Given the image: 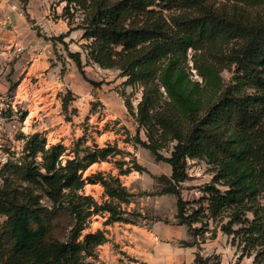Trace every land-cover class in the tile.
<instances>
[{
  "label": "trees",
  "instance_id": "16d2710c",
  "mask_svg": "<svg viewBox=\"0 0 264 264\" xmlns=\"http://www.w3.org/2000/svg\"><path fill=\"white\" fill-rule=\"evenodd\" d=\"M64 1L68 33L38 36L65 45L85 77L81 53L65 42L83 30L87 63L117 70L125 86L141 89L137 106L124 95L138 126L127 141L171 166L170 177L156 179L160 195L177 199V224L187 226L192 240L184 247L201 250L211 222L226 217L220 231L233 243L239 238L240 258L257 247L256 262L264 257V0ZM225 71L231 74L228 84ZM120 154L117 146L91 147L85 139L68 150L63 144L48 147L39 133L27 137L19 158L0 170V264H91L107 237L101 230L83 236L90 219L109 215V224L131 222L121 209L131 195L118 178L84 174L112 160L121 175L129 174L132 168L124 170ZM188 160L215 169L193 203L181 189ZM97 183L109 198L102 205L85 195V187ZM216 236L215 230L211 239ZM192 264L222 261L198 251Z\"/></svg>",
  "mask_w": 264,
  "mask_h": 264
},
{
  "label": "rangeland",
  "instance_id": "374dc122",
  "mask_svg": "<svg viewBox=\"0 0 264 264\" xmlns=\"http://www.w3.org/2000/svg\"><path fill=\"white\" fill-rule=\"evenodd\" d=\"M54 4H63V17L66 2L54 0ZM53 16L57 18V13ZM80 21L81 16L78 15L74 26ZM32 29L36 33L40 31L38 26ZM72 33L74 40L68 36L66 42L71 52L81 53L86 65L83 69L85 77L69 58L61 42H48L52 46L49 48L51 59L48 67L40 61H36L32 67L33 62L26 61L17 66L16 63L23 56L17 58L13 52L10 54L13 45L5 49L12 58L0 60V170L10 160L19 158L26 138L36 133L46 138L48 147L63 144L70 150L80 139H85L86 145L91 147L117 146L121 151L117 159L127 162L124 170L132 168L129 174L121 175V170L112 160L93 165L84 177L102 173L106 178H118L131 195L130 203L121 205L125 212L123 217L131 222L109 224V215H95L90 219L83 236L101 230L107 237V242L98 247L96 258L90 260L91 264H192L198 251L204 258L219 255L222 264H264L262 256L256 262L260 252L258 247L252 248L250 255L247 251L240 258L243 245H238L239 238L233 243L232 236L220 231L221 221L228 222L226 217L211 222L205 242L200 245L201 250L184 247L182 242L192 240L187 226L177 224V199L173 195H160L162 186L156 179L160 176L170 177L171 166L157 161L142 146L127 141L136 136L138 126L129 114L126 97L137 106L141 89L125 86L126 79L121 78L117 70H104L93 63L88 64L87 52L83 48L87 44L85 32L75 30ZM189 53L191 58L193 53ZM192 73L194 80H200L195 71ZM223 78L228 84L231 74L225 71ZM54 79L55 84L48 83ZM87 80L95 82V85ZM64 100L68 102L67 109L63 107ZM141 138L146 139L143 132ZM164 155L168 157L169 153L164 152ZM214 170V166L206 161L188 160V180L181 185L183 198L191 203L198 201L203 196V187L212 183ZM85 195L92 196L99 205L109 200L101 183L88 184ZM261 202L264 204V200ZM250 218L253 216L250 215ZM4 221L5 218H0L1 223ZM215 230L217 236L211 239Z\"/></svg>",
  "mask_w": 264,
  "mask_h": 264
},
{
  "label": "crops",
  "instance_id": "0c3cea01",
  "mask_svg": "<svg viewBox=\"0 0 264 264\" xmlns=\"http://www.w3.org/2000/svg\"><path fill=\"white\" fill-rule=\"evenodd\" d=\"M14 5L18 6L17 11L13 10ZM62 8L63 4L56 6L54 0H0V54L5 55L0 56V60L12 58L5 52L9 45H21L25 51L17 55V58L23 56L16 63L17 66L26 61L33 62L32 67L36 61H40L48 67L51 59L49 48L52 47L48 42L51 41L44 37L38 38V33L32 27L38 26L40 32L48 37H59L67 33L69 28L61 15ZM56 13L57 18H54ZM69 37L74 40L73 33ZM48 83L55 84L56 80Z\"/></svg>",
  "mask_w": 264,
  "mask_h": 264
},
{
  "label": "built area",
  "instance_id": "2783aa9c",
  "mask_svg": "<svg viewBox=\"0 0 264 264\" xmlns=\"http://www.w3.org/2000/svg\"><path fill=\"white\" fill-rule=\"evenodd\" d=\"M12 8H13V10H16V11L18 10V6H16V5L12 6ZM23 51H24L23 46L13 45L10 49V54H11V52H13L14 55H19V54L23 53Z\"/></svg>",
  "mask_w": 264,
  "mask_h": 264
}]
</instances>
